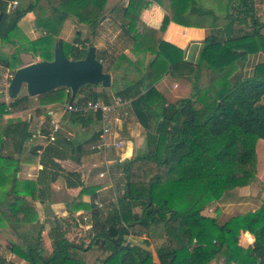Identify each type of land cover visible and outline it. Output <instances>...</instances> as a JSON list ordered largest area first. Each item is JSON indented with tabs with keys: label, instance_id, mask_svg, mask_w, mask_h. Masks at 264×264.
Returning <instances> with one entry per match:
<instances>
[{
	"label": "trees",
	"instance_id": "16d2710c",
	"mask_svg": "<svg viewBox=\"0 0 264 264\" xmlns=\"http://www.w3.org/2000/svg\"><path fill=\"white\" fill-rule=\"evenodd\" d=\"M13 1L17 2L15 7ZM46 1L49 13L39 6L40 0H0V59L2 66L10 68L12 73L13 69L24 65L21 54L33 51L16 39L17 24L27 13L34 14L35 25L44 34V38L32 43L33 52L41 55L49 40L54 48L60 44L66 58L64 51L70 49L72 58L69 59L79 60L93 45L89 39L78 42L80 30L75 32L79 45L59 39L64 22L71 19L84 27L92 39L108 5V0ZM152 1L166 11L158 29L140 20L142 10ZM231 1L223 4L225 8ZM238 1L241 12L237 11L234 17L230 14L223 28L226 38L206 37L196 64L183 61L181 50L162 40L170 21L182 23L178 18L193 13L212 14L198 7L196 0H129L125 7L110 8L111 14H120L119 37L125 42L120 52L137 53L141 60L133 64L127 56H109L112 75L109 90L115 97L129 102L130 114L145 130L146 150L122 162L123 195L87 246L68 240L58 221L51 229L53 248L50 253L45 254L38 242L23 245L10 232L8 224L38 221L37 190L33 186L19 191L16 183L9 185L6 192H13L16 199L0 200V234L9 240L11 253L27 264H89L83 253L94 246L108 252L102 264H211L213 261L216 264H264V197L254 211L232 216L222 224L216 217L202 213L210 204L224 201L236 189L252 184L263 173L256 149L258 143L264 141V62L256 65L250 74L245 73L244 68L249 54L258 50L264 53V22L256 16L253 0ZM247 18L252 25L250 32L242 27L248 22ZM235 24L241 26L240 32L234 31ZM7 47L11 53L6 51ZM147 53L150 58L146 57ZM107 54L104 51L97 56L103 65ZM172 68L179 70L192 86L190 96L176 102H168L155 87ZM204 71L209 81L200 85ZM94 87L99 90L92 88L84 97L80 88L74 102L102 100L108 103L109 92L100 86ZM69 99L70 91L64 87L37 95L39 105L64 103ZM19 101L12 99L8 106ZM4 108L7 104L0 102V113ZM95 116L99 122V115ZM90 122L91 115H87L84 123ZM98 138L99 131H96L85 142ZM58 146L71 149L73 143L64 144L57 138L43 149L39 158L41 192L47 188L44 177L54 180L57 176L56 171L47 169L49 166L58 168L51 158L63 157L57 152ZM80 147L78 144L76 149ZM38 149L41 148L25 153L36 159ZM22 155L20 151L16 163L23 159ZM15 174L13 169L12 178ZM7 180L10 182V176H5L3 182ZM66 185L71 188L78 183L67 180ZM159 224L165 231L167 246L158 251V262H155L148 250L132 244L127 236L148 234ZM39 232L40 242L41 230ZM242 232L253 236L246 249L238 246Z\"/></svg>",
	"mask_w": 264,
	"mask_h": 264
},
{
	"label": "crops",
	"instance_id": "0c3cea01",
	"mask_svg": "<svg viewBox=\"0 0 264 264\" xmlns=\"http://www.w3.org/2000/svg\"><path fill=\"white\" fill-rule=\"evenodd\" d=\"M108 1L109 8H112L116 7L118 3L117 1L119 0ZM124 1L126 0H121V3H123ZM196 1V5L198 7L206 11H211L212 14L198 16L193 13L190 15H185V17L178 18L182 23L170 21L162 36V40L164 42L181 50L183 61L191 64H196L198 62L200 52L203 47V42L205 38L210 35V28L213 26V24H217L216 22H214V20H219L220 16L216 15V12L214 13V11H223L221 9L223 7L221 6H223V4L226 2L225 0ZM165 14L166 11L156 2L152 1L147 8L142 10L140 14V20L145 25L154 29H158L161 26ZM214 15L216 16L215 18L212 17ZM256 16L259 17L260 13H256ZM34 23V14L27 13L17 24L18 29L16 31V39L21 45L27 44L29 47H33L32 43L44 37V34L35 35V28H33L35 27ZM240 27L241 26L237 25V32H240ZM242 27L244 28V26ZM67 29L68 28L66 27L61 29L60 35L58 37L59 39L67 41ZM98 30L99 28H97V34L94 38H92V41L97 40L99 36ZM6 51L8 53H11V49L9 47H7ZM147 55L148 58L151 57L149 53H147ZM95 56L97 58L98 55L95 53ZM21 59L24 60V63L42 60L39 53L30 51H28V53L21 54ZM262 62H264V53L262 51L258 50L249 54L244 72L250 74L254 67ZM3 64L4 63L0 59V102L7 104L12 100L7 94V85L11 77V69L4 68L2 66ZM12 65L15 66L16 64L13 63ZM16 69H13V72ZM137 69L142 75L140 69ZM155 87L168 102H176L177 100L188 98L191 93L188 80L184 77V75H182L179 70L173 68L155 85ZM22 89H24V87ZM22 89L16 97L17 99L19 97L21 99L18 102L19 107H16L17 109H14L15 107L11 105L9 109L4 108L3 113H0V172H3L0 173V200L16 199V195L13 192H6L7 190H9V185L16 183L17 190L19 191L28 190L27 187L32 188L34 186V188H36L37 192L35 195L38 198V202L35 203V210L37 213L38 221L34 223L11 222L8 224V227L10 232L18 237L23 245H31L37 243L34 242L33 233L37 231V229L39 231L41 230V241L44 242L41 247L44 249L45 254H48L52 251L53 248L52 237L49 240L50 236L48 235V233H51V229L54 226V224L51 225V222L55 220L52 219V217H54L53 214L57 217H61L60 219L67 217L68 219H70L69 222H71V220L73 221L74 219L78 220L80 214L82 215L81 217H84L88 220L87 216L89 214L86 213L87 211H84L80 208L81 203H85L89 195L93 196L91 202L93 206L95 201H99L100 203H102L99 199V195L103 193L106 187H100L101 184L99 181L103 177H100L99 174L103 173L104 176L105 174H108L110 163L111 161H116V158L114 157V155L112 156V154H110V149L112 148H106V151L104 150V153L108 158L104 157L103 160L100 161L102 168H99L101 169L99 170V173H97V175H91L88 173L89 170H87V172H84L83 170L87 169L89 165L88 159L85 158L86 148H84V145L90 143H86L85 141L90 140L93 134L100 129V123L97 122L96 116L90 113H82L77 110L67 111L65 107L69 104V102H55L45 105H39L37 102V96H30L26 92V90L22 92ZM174 91H176L177 94L174 95ZM112 94L113 93L109 92L110 100L114 97V95ZM77 95H79V91ZM76 102L80 104L83 101L76 100ZM125 102L126 105L118 110V112H120V117L117 118V122H120V126L123 132L125 130L127 134L132 133L133 139H131V141L133 146L129 148L127 153L123 156L125 158L124 161H126V159H129L134 151H136V153L138 154H141L146 150V145L145 147L142 146L139 148L140 145H143L141 135L142 127L135 121V118L131 116L129 111V102ZM125 109L128 112V118H126V116H124L123 114V110ZM87 115H91V122L89 124L84 123ZM130 117L131 121L135 122L136 124L133 130H130V127H128L127 125L126 119H129ZM57 119L60 120L61 124V129L59 134L57 135V138L64 142V144L67 141L73 143V146L71 147V149L68 146L67 149L65 146H58L57 152L60 153L63 157H51L52 160L58 164V168H50L49 166L47 169L49 172L56 171L57 176L54 180H50L48 177H44V185L46 184L47 188L44 190V192H41L40 190L43 185H40L38 180L40 178V171L42 170V166L39 163V158L45 146L47 144H51L47 140L50 122ZM115 124L110 132V134L112 135L115 132ZM94 125L98 126V128L97 130L92 132V130H94ZM112 135L107 136V142L112 138ZM96 141L101 142L100 138H98ZM78 144H81V147L76 149V146ZM35 147L41 148L36 151V159H34L33 155L28 156V154L25 153L26 150H30ZM98 147H100V144ZM20 151H23V159L16 163L15 160L20 159ZM7 159L9 161H6ZM93 167H97V164H93ZM13 169H15L16 171L14 178H12ZM71 173L75 175L71 177L69 175ZM5 176H10V182L8 180L3 182ZM89 178H94L93 181L97 183V186L93 187L95 190L93 193H86V190H84L86 181ZM259 178L261 181H263L261 175L258 176V179ZM67 180L77 182L78 186L71 188L67 187ZM80 183L81 185H79ZM239 190L240 192H238L236 198L234 199V202L236 204L235 207L239 208V212H237V214L254 211L255 209H257L260 205V201L256 200L255 193H257V188L254 187V184H250L249 186H245ZM69 197L70 200H68ZM25 198L30 197L26 196ZM55 198L57 199V201L54 200ZM65 199L67 201H64ZM59 201L61 203H57ZM89 201H91V199ZM74 207L75 209H80L74 210L72 209ZM93 208L98 211L102 210L97 209L95 206ZM57 212L58 215L56 214ZM109 212L110 211H108V213ZM106 216L107 215L104 216V219ZM48 217H50L52 221L49 222ZM87 220H83L80 218V220H78V225L83 226L82 224H87L90 227V224L87 223ZM90 222L94 225V222L92 220H90ZM101 223H99L100 226ZM65 228H67L66 225H63L62 229L66 231ZM252 241L253 236L249 232H242L238 239V246L246 249ZM0 264H27L24 259L10 252L9 240L3 234H0ZM211 264L216 263L213 261Z\"/></svg>",
	"mask_w": 264,
	"mask_h": 264
},
{
	"label": "rangeland",
	"instance_id": "374dc122",
	"mask_svg": "<svg viewBox=\"0 0 264 264\" xmlns=\"http://www.w3.org/2000/svg\"><path fill=\"white\" fill-rule=\"evenodd\" d=\"M128 1L129 0H126L123 3H121V0H119V1H117L118 3L116 5V7L117 6H118L117 8L125 7L127 5ZM225 1H227V0H225ZM253 1H254L255 13H260V16L258 18L260 19L261 22H264V0H253ZM238 2H239L238 0H232L231 2L228 3V6L226 8H225V5L221 6V7H223V8H221L223 11H218V12L214 11V13L216 12V15H219L220 17H219V20H217V19L215 20V22L217 24L210 28L211 29L210 35H215L217 38H220V39L226 38L225 35H223L224 34L223 28H224L226 22L228 21L230 14L234 17L238 14L237 11L241 12L240 11L241 8H239L240 5L238 4ZM39 6L44 7L46 13L50 12V10L48 9V2L46 0H40ZM110 8H109V1H108L107 9L104 12L103 18L101 17L102 20L99 21V27H98L99 28V30H98L99 36H98L96 41H94V40L92 41V39H90L91 37L86 32L85 28L73 23V21L71 19H67L64 22L63 27H62V28H65V27L68 28L67 29L68 32L66 34V37H67L66 42L78 44V43H76V40H75V32H76V30H80L81 35L79 36L78 42L82 41L84 39H89L90 43L93 45L92 47L96 51L95 53L97 55H100L104 51L106 53H108L107 59L105 62V66H104L105 72H108L110 69L108 67V62H109L108 60L110 59L109 56H111V55H114V56L116 55V57L122 56V55H127L133 64H134L135 60H138V61L141 60L139 54H137V53L132 54L128 50H124L123 52H120L121 48L124 47V44H125L124 40H121V38L119 37L120 14H115V13L111 14V12H109ZM242 14L243 13H240V16H243ZM212 17L215 18L216 16L214 15ZM246 20L248 21V18ZM251 26L252 25H250L249 21L247 23H245L244 31L250 32L252 30ZM33 28H35V30H34L35 35H37V34L43 35L42 31L39 30L36 27V25ZM234 31L237 33V24L234 25ZM262 33L264 34V29L262 30ZM40 39H42V38H40ZM40 39H38V40H40ZM46 42L47 43H45V45H47L48 47H46L43 51H41L40 56L42 57V59L52 60V58L54 56L53 43L49 40H47ZM22 45L25 46V48H28L27 50L31 49L34 51L35 46L32 48V47H29L27 44H22ZM64 52L68 58H72V55H71L72 50L69 49V50H65ZM146 57H148V55ZM30 62H32V61H30ZM30 62H28V63H30ZM24 64H27V63H24ZM10 73H11V75L13 74L12 72H10ZM201 74L202 75H201L200 85L209 81V78H208L209 75L207 74L206 71L202 72ZM189 85H190V92H192L191 82H189ZM92 86L81 87L82 97H84L85 94L92 88L99 90V87H94L95 85H92ZM24 90L25 89H22V92H24ZM107 91H109L110 93H113L112 91H110L108 89H107ZM173 94L174 95L177 94L176 91H174ZM18 100H21L20 97L18 98ZM262 103H264V97L262 98ZM13 107H15L14 109H17L16 107H19V105L15 104ZM119 114H120V112L117 111L116 116L118 118L120 117ZM126 118H128V116H126ZM126 120H127L128 127H130V130H133L134 126L136 125L135 122L131 121V117L129 119H126ZM97 128H98V126L94 125V128H93L94 130H92V132L97 130ZM144 133H145V130L142 128L141 135H142V144L143 145H140L139 148L142 146L145 147V145H146V140H145L146 135ZM108 135L111 136L112 134H108ZM107 136H106L105 140L107 139ZM115 139L120 140L122 142L121 148H119V149L114 148L113 144L117 141ZM131 139H133L132 133L127 134V132L125 130L123 132L122 128L120 126V122L118 121L115 124V132L112 135V138L108 141L109 144L111 145V148H112V149H110V154H112V156L114 155V157L116 158V161H111L108 174H105V176H103V178H101V180L99 181L101 184L100 187H104V188L106 187L105 190L103 191V193H101L99 195V199L102 202L101 203L102 204V207H101L102 210L98 211L95 208H93L95 206V205L93 206L91 203L93 196L89 195L90 198L87 197V201L85 203H81L80 208L84 211H87L86 213L89 215L87 216V218H88V220H87L86 218L81 217L82 215L80 214L78 217V220H80V218L83 220H87V223L90 224V227L87 224H82L83 226H79L78 220H75V219L73 221L71 220V222H69L70 219H68L67 217L60 219L61 217H57L53 214L54 217H52V219L53 220L55 219L54 221H52L50 219V217H48V221L49 222L52 221L51 225H53L54 222H56V221L59 222L61 227L63 225H66V227H67V228H65L66 229V237L71 242H73L75 244L80 243L84 246H87L90 243V241L93 239L96 232L100 229L99 223H101V221L103 222L104 216L107 215L108 211L111 212V208L113 209V207H115L114 205L117 204V200L119 199V197H121L123 195V192H124L123 186H124L125 181H124V174L122 173V170H121V164H122V161L125 160V158L123 156L127 153L128 149L133 146ZM101 142H102V140H101ZM101 142L91 141L89 144L84 145V148H86L85 158L88 159V161H89V165H88L87 169L83 170L84 172H87V170H89V172H88L89 174H91V175L96 174L97 175V173H99V170H101V169H99V168H102L100 161L103 160L104 157H107V156H105L104 148L101 145L102 144ZM99 144H100V147H98ZM256 152H257L258 162H259L261 168L263 167V170H262L263 171L262 175H263L264 174V141H261L258 143ZM137 154L138 153H136V151H134L132 153L131 157L129 158V160L133 159ZM122 158H124V159H122ZM126 160H128V159H126ZM91 164H92V166H91ZM93 164H97V167H93ZM262 175H261V178H263V181H261L259 178L258 180H256L255 182L252 183V184H254V187L257 188V193H255L256 200H258L260 202L264 197V175L263 176ZM93 180H94V178L87 179L86 184L84 186V190H86V193H93L95 191L93 187L97 186V183ZM238 192H240V190L236 189L231 194V196H229L226 200L221 201V202H214V203L210 204L209 206H207L205 208V210L202 213L206 216L216 217L220 224L229 220L230 217L240 214V213L237 214V212H239L238 211L239 208L235 207L236 204L234 202V199L236 198ZM90 199H91V201H89ZM54 200L57 201L56 198ZM68 200H70V197L68 198ZM64 201H67V200L65 199ZM57 203H61V202L59 201ZM80 208H76V209L79 210ZM72 209L76 210L75 207ZM56 214L58 215V212ZM90 220H92L94 222V225L91 224ZM73 222H74V224H73ZM85 225H87V226H85ZM37 231H38V229H37ZM37 231H35L33 233L34 242H38V243H40V245H43L44 242H42L41 240H40V242L38 241V236H39L40 232H37ZM48 235L50 236L49 237V240H50L51 233H48ZM127 239L130 240V242L132 244L141 246V247L145 248L146 250H148L152 254V258L155 262H158V257H157L158 251L164 250L167 246V239L165 237V231H164L161 224H159L158 226L152 227L149 230L148 234L144 233L141 235H133L131 237L127 236ZM106 256H108V252H103L94 246L89 251L83 253V257H84L85 261L89 264H102V261L106 258Z\"/></svg>",
	"mask_w": 264,
	"mask_h": 264
},
{
	"label": "water",
	"instance_id": "95a60500",
	"mask_svg": "<svg viewBox=\"0 0 264 264\" xmlns=\"http://www.w3.org/2000/svg\"><path fill=\"white\" fill-rule=\"evenodd\" d=\"M10 10L11 7H8V11ZM1 15L0 13V17ZM110 82L111 74L105 72L104 65L97 60L93 47L88 49L84 58L71 60L64 56L58 43L55 45L52 60H36L17 68L10 77L7 94L10 99H14L23 87L30 96L64 87L70 91L68 102L72 104L81 87L97 85L108 89Z\"/></svg>",
	"mask_w": 264,
	"mask_h": 264
},
{
	"label": "built area",
	"instance_id": "2783aa9c",
	"mask_svg": "<svg viewBox=\"0 0 264 264\" xmlns=\"http://www.w3.org/2000/svg\"><path fill=\"white\" fill-rule=\"evenodd\" d=\"M17 5L16 1L12 2V6L15 7ZM7 103V109L10 108ZM126 105V102L121 100L119 97H113L108 103H105L102 100H86L82 103L73 102L72 104L66 105L65 109L67 111L77 110L82 113H91L93 115H99V138L102 140V146L104 150L106 148L111 147L105 140L106 136L110 134L111 130L114 127V124L117 122L116 113L119 109L123 108ZM124 116L128 115L127 110H123ZM61 129L60 120H53L50 122V128L47 135L48 142H55L57 139V135L59 134ZM114 148L119 149L122 146V142L120 140L116 141L113 144ZM100 177H103L104 174L100 173ZM94 205L97 209H101L102 204L99 201H95Z\"/></svg>",
	"mask_w": 264,
	"mask_h": 264
},
{
	"label": "bare ground",
	"instance_id": "6f19581e",
	"mask_svg": "<svg viewBox=\"0 0 264 264\" xmlns=\"http://www.w3.org/2000/svg\"><path fill=\"white\" fill-rule=\"evenodd\" d=\"M110 74H111V73H110ZM111 84H112V75H111V82H110V87H111ZM110 87H109V88H110Z\"/></svg>",
	"mask_w": 264,
	"mask_h": 264
}]
</instances>
